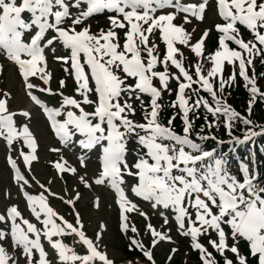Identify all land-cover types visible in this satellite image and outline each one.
Listing matches in <instances>:
<instances>
[{"label": "snow or ice", "instance_id": "snow-or-ice-1", "mask_svg": "<svg viewBox=\"0 0 264 264\" xmlns=\"http://www.w3.org/2000/svg\"><path fill=\"white\" fill-rule=\"evenodd\" d=\"M209 7V0H0V55L17 68L26 95L46 117L60 145L82 150L79 169L88 167L92 152L98 165L90 177L60 148L50 147V152L61 153L49 163L55 178L66 186L61 194L52 191L53 179L41 183L32 173L33 162L39 160V143L30 128L32 112L10 109L12 93L0 92V141L7 147L6 163L36 221L25 218L17 204L0 214L5 225L0 229V264H19L17 250L24 264H116L101 247L106 224L100 223L94 237L86 233L76 207L81 193L69 189L65 174L86 189L95 185L113 191L119 231L129 250H138L148 264H156L157 243L171 241L172 236L170 229L158 230L148 222L150 244L138 239L130 214L136 212L146 221L149 217L129 197V190L152 209L171 210L176 232L189 238L199 264H264V181L246 161L233 171L228 154L219 150L225 142L214 134L222 126L228 143L234 145L264 134V126H259L260 133L254 131L253 121L224 97L226 87L239 77L250 94L249 114L255 101H264L258 83L264 72L258 77L254 70L257 58L264 65V0H213L218 20L196 37L197 28L189 31L186 26L193 19L203 24ZM105 10L112 13L107 29L93 32L84 25ZM212 31L216 43L208 51ZM57 46L66 54L57 55ZM49 52L72 78V94L64 91V78L53 89ZM37 93L58 96V106H49ZM165 93L174 96L167 105L160 103ZM166 108L172 115L164 122L161 113ZM17 116L24 120L18 123ZM177 119L182 123L179 129ZM198 119L203 120L199 129ZM240 123L245 129L236 136ZM208 141L216 146L209 148ZM14 145H18L15 157ZM129 178L134 181L131 185ZM32 182L38 185V194L28 191ZM50 198L67 205L72 219L61 214ZM94 205L100 207L99 196ZM160 215L168 225L169 217ZM68 237L71 245L65 242ZM45 241L54 260L49 259ZM124 264L140 262L129 259Z\"/></svg>", "mask_w": 264, "mask_h": 264}, {"label": "rangeland", "instance_id": "rangeland-1", "mask_svg": "<svg viewBox=\"0 0 264 264\" xmlns=\"http://www.w3.org/2000/svg\"><path fill=\"white\" fill-rule=\"evenodd\" d=\"M213 1V0H212ZM192 2H198V0H192ZM210 7L207 10L205 20L203 24H200V22L193 19L192 24L186 26L189 31L192 30L193 27L197 28V31L194 33L196 37H198L201 34V30L203 27H210L215 22H217L218 17L215 14L214 8L212 7V2L209 3ZM109 26V22L106 21V19L101 20L98 24L100 26L106 25ZM95 21L91 22V30L96 31L100 29ZM216 36L217 34L215 31H212L207 38L206 46L207 50L211 51L214 49L215 43H216ZM187 56L191 59V54L185 50ZM66 54V53H65ZM5 66L4 68V85L5 88L8 89L13 94V99L11 102L12 108L14 107H23L26 106V109L30 110L32 112L33 118L31 119L30 128L33 131V133L36 135L38 143H39V150H38V156L39 160L36 162L33 166V174L42 181L43 183H46L49 179H53V183L50 185L52 191L63 193V189L65 186H62L55 178V173L52 172L51 168L48 166V160L56 155V153L50 152L49 148L55 146L54 140H52L51 136L46 134L47 127H45L44 118L42 115H40L38 112H40V109L33 105V103L30 101L28 96L25 95V89L22 80H18V78L15 77L14 71L12 70L13 64L8 62L7 60L3 64ZM61 64L54 61L53 57L49 53L48 55V67L53 73V80H52V87L53 89H56L58 86V81L61 78H64L67 80V88L64 89V91L68 93H73V80L70 76H64L63 73H61L62 67H60ZM259 66H262L260 64L259 58L256 59L254 63V67L258 68ZM227 75V71L225 73ZM40 96V95H39ZM171 96L168 93H165L162 97L163 102L166 101V99ZM41 99H43L47 104H54L58 106L59 97L52 96V97H45V95L40 96ZM19 98V99H18ZM18 99V100H15ZM168 100H171L169 98ZM21 104V105H20ZM165 113H167V118L171 115L169 110H166ZM164 121V118L162 119ZM45 129V130H44ZM129 158L131 159L134 149L133 143H129ZM66 153V158L68 161L78 167V170L81 172H87L88 176H93L95 172H91L89 167L86 169H79L78 163L76 161L75 154L76 153L74 148L64 147L62 149ZM7 150L6 145L3 141H0V202L2 206H9L11 204H17L20 211L24 212L26 208V204L23 202L21 198V194L18 191L17 185L12 180V174L7 169V166L4 162V157L6 158ZM93 161H95L93 159ZM87 165H89L87 163ZM93 165V164H92ZM9 168V167H8ZM10 169V168H9ZM68 181L67 186L71 190L72 188H75L81 193V199L77 202L76 207L80 211L85 231L90 237H94L96 231L99 230V225L101 222L105 223L107 226L106 231L102 235V248H107L110 256L115 260L116 264H124L125 261H127V257L125 255H130V251L123 252V248L126 245L122 239H120L119 234L116 230V223H115V214L116 211H118L117 205L114 202L115 198H111L107 195V193L104 191H101V189H98L95 185L92 187L91 190L84 188L82 184L78 182L73 176L65 177ZM131 179V178H130ZM134 181L130 180L129 185L133 183ZM14 185V188H12V185ZM4 189L11 193L10 197L4 196L3 192ZM39 192H36L35 194H38ZM100 197V207L96 208L94 205L95 197ZM129 197H132L133 199H137L138 197H135L133 194H131ZM140 199V198H138ZM93 202L94 207L90 205V202ZM52 205L60 211L66 218H69V220L72 219V216L69 214L70 209L67 208L65 205L62 204L61 201L56 199H51ZM138 205V204H137ZM140 210L147 213L149 220H145L144 217L140 216L138 213L133 212L132 218H138L139 224L143 227L142 234L140 235V239H143L144 243L146 245L150 244L151 236L150 233H147L146 231V224L148 222H151L154 227H156L158 230H168L170 229L169 234L172 236L171 241H159L157 245L153 248V256L156 261V264H194L189 258V251L188 247H186L185 243H183L179 239L180 234L176 232L174 228V224L169 221L168 225H164L163 223V217L160 215L163 211L158 210H152L150 204L142 203V205H138ZM168 214H171V210H167ZM24 217L28 218L26 213H24ZM34 219V218H33ZM35 221V220H34ZM36 222V221H35ZM0 229H5V225L3 223H0ZM9 230H10V224H9ZM130 236V232L128 233ZM125 237V236H124ZM126 238V237H125ZM65 242L69 245L72 244V238L68 237L65 238ZM203 242V240H202ZM7 244V242H4ZM5 244V245H6ZM45 247L47 251L49 252V259L54 260V256L52 254V250L48 247L47 242L45 243ZM176 248L178 251L175 253L171 252V249ZM11 251V249H9ZM76 251L82 253L83 249L76 245ZM136 252L139 254L138 258H133V261L139 260L140 264H148L145 262V258L140 254L138 250ZM17 256H19V264H24V259L20 257L19 250L16 251ZM171 255L172 259L169 262V256ZM199 264V263H198Z\"/></svg>", "mask_w": 264, "mask_h": 264}, {"label": "trees", "instance_id": "trees-1", "mask_svg": "<svg viewBox=\"0 0 264 264\" xmlns=\"http://www.w3.org/2000/svg\"><path fill=\"white\" fill-rule=\"evenodd\" d=\"M264 72V65L259 66L257 68V76L259 77V74ZM258 83L261 87L262 90H264V79L258 80ZM247 89L244 87V82L241 80H238L237 82H234L230 88V96H229V101L232 103V105L237 108L240 112L244 113L245 115L249 116V118L258 126H264V101L262 100H257L253 103L251 113L249 114L248 112V101H246L247 98H250L249 95H247ZM256 128V127H255ZM236 129L234 133H237ZM233 133V134H234ZM239 134V133H238ZM220 135L222 136L221 139L223 141L228 140V136L224 135L223 132H220ZM261 137H264L261 136ZM260 138V137H259ZM209 142V141H208ZM214 143V142H213ZM225 144L219 146V150H222L224 153L228 154L230 161L232 159H235V155H232L229 150H225ZM232 155V156H231ZM238 157V156H237ZM235 162V161H233ZM264 171V161L262 163V168ZM124 252H126L125 249H123Z\"/></svg>", "mask_w": 264, "mask_h": 264}]
</instances>
